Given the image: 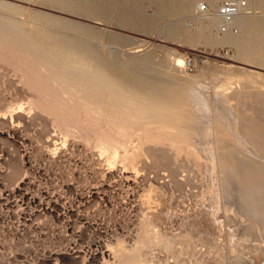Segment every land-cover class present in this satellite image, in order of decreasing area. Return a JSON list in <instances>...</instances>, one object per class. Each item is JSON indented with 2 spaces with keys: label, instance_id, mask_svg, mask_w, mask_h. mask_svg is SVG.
Listing matches in <instances>:
<instances>
[{
  "label": "rangeland",
  "instance_id": "obj_1",
  "mask_svg": "<svg viewBox=\"0 0 264 264\" xmlns=\"http://www.w3.org/2000/svg\"><path fill=\"white\" fill-rule=\"evenodd\" d=\"M87 1L0 0V264H106L116 241L143 264H264V191L245 195L264 178V31L235 18L223 41L206 0Z\"/></svg>",
  "mask_w": 264,
  "mask_h": 264
},
{
  "label": "bare ground",
  "instance_id": "obj_2",
  "mask_svg": "<svg viewBox=\"0 0 264 264\" xmlns=\"http://www.w3.org/2000/svg\"><path fill=\"white\" fill-rule=\"evenodd\" d=\"M28 1V0H27ZM81 1V0H80ZM111 1H113V0H108L107 2L109 3V2H111ZM160 1H165V0H160ZM167 1H170V0H167ZM173 1V0H172ZM176 2H178L179 4H177L176 5V8H180V9H186V11H188V10H192V7L194 8V4H195V2H197V0H175ZM206 1H208L209 2V5L210 6H213L215 3H213V1L212 0H206ZM246 1H248V5H247V7L249 6V8L251 7L250 5L252 4V3H259V5L260 4H264V0H246ZM77 2H78V0H77ZM83 2V1H82ZM89 1H87V3H88ZM93 1L91 0V2H89V3H92ZM99 2V1H98ZM88 3V4H89ZM1 4V3H0ZM3 4H5V3H2L1 4V6L3 5ZM95 4V3H94ZM132 4V3H131ZM68 5V4H67ZM91 5V4H90ZM89 5V6H90ZM4 6V5H3ZM9 6V5H8ZM88 6V5H87ZM92 6V5H91ZM95 6V5H94ZM94 6H92V7H94ZM172 5H168V7H171ZM5 7V6H4ZM16 7V6H15ZM110 7V4L108 5L107 4V8H109ZM173 7H175V6H173ZM6 8H7V6H6ZM8 8H10V7H8ZM17 8V7H16ZM90 9H91V7H89ZM102 8H104L103 6H102ZM110 8H112V5H111V7ZM109 8V9H110ZM93 9V8H92ZM105 9V8H104ZM103 9V10H104ZM160 10V9H159ZM167 9H166V7H165V5H163L162 6V10L161 11H166ZM128 16V15H127ZM251 16V15H250ZM249 16V14H244L243 12H238L235 16H234V18H233V20L232 21H230L229 23H230V25L234 22V20H235V18H236V21L235 22H237V25H238V27L239 28H241L242 30H243V32H244V30H247L248 28H250V26L252 25H254L255 27H252L251 26V28H252V31L255 29L256 31H260V32H263L264 31V18H263V16H262V18H261V16L259 17H250ZM204 20H206V22L208 23V24H212V26H215V25H217L218 24V21H220V18L218 17V15L216 14V12H210L209 14H207V15H205L204 16ZM2 22V21H1ZM8 22V21H7ZM73 22V21H72ZM79 23V22H78ZM77 23V24H78ZM4 24V23H3ZM178 24V23H177ZM176 24V25H177ZM6 25V24H5ZM11 25V24H10ZM74 25V24H73ZM76 25V24H75ZM3 26V25H2ZM6 26H9L8 25V23H7V25ZM13 25H11V27H12ZM15 26H16V24H15ZM86 26H88L87 24H86ZM178 26V25H177ZM176 26V27H177ZM180 26V25H179ZM207 26V25H206ZM206 26L205 27H202L203 29H201V31H203L204 32V30L206 29ZM83 27V29L81 30H78L80 33L81 32H87L88 31V29H90V27L87 29V27H85V26H82ZM14 28V27H13ZM16 28V27H15ZM75 28V27H74ZM167 28H169V27H167ZM177 28H179V27H177ZM250 28V29H251ZM8 29H10V28H8ZM77 29V28H76ZM95 29V28H94ZM181 29V28H180ZM180 29L178 30V29H176V28H174L173 30H171L173 33H174V35H175V33L177 32L178 33V31L180 32ZM240 29V30H241ZM250 29H248V30H250ZM18 30V29H17ZM200 29H198V31H199ZM241 30V31H242ZM7 31V30H6ZM91 31H92V29H91ZM90 31V32H91ZM201 31H199L198 32V34L196 33V35H191L190 34V37H189V40H190V42L192 41L191 39H193V38H197V37H199V38H201V36H202V32ZM5 32V31H4ZM89 32V31H88ZM94 32H96V31H94ZM93 32V33H94ZM226 32V34L224 35V38H223V41H227V42H233L232 40H231V37H229L230 35H228L227 33H231L230 32V30H228V31H225ZM76 33V32H75ZM176 33V34H177ZM12 34V33H11ZM10 34V35H11ZM18 34V33H17ZM21 34V33H20ZM51 34V33H50ZM92 34V33H91ZM256 34V33H255ZM0 35H1V32H0ZM5 35H7L6 33H5ZM10 35H8V36H10ZM80 35V34H79ZM185 35V34H184ZM187 35V34H186ZM74 36V35H73ZM72 36V37H73ZM86 36V35H85ZM189 36V35H188ZM16 37H17V35H16ZM18 37H21V36H18ZM18 37L17 38H15V39H18ZM70 37V36H69ZM76 37V36H75ZM78 37L79 36H77V38H72V39H70L69 38V40L67 39L66 41L64 40L63 41V45H66V48H68L69 49V51L71 52V51H75V50H81L83 53L85 52V53H87L88 54V56L90 57V58H92V59H94L95 61H97V63L98 64H101V65H106L107 66V64H108V61L106 62V60L104 61V60H102L100 57H99V53H98V51H96L95 52V48H93V45L91 44V42H90V40L89 41H84L83 40V37H80V38H82V40L81 39H78ZM203 37V36H202ZM206 37V36H205ZM7 40H8V38H7V36L5 37ZM4 38V39H5ZM25 37H23V39H24ZM222 38V37H221ZM261 38V37H260ZM21 39V38H20ZM85 39V38H84ZM88 39V38H87ZM188 39V38H187ZM198 39V38H197ZM196 39V40H197ZM264 39V38H263ZM14 40V39H13ZM12 40V41H13ZM26 40V39H25ZM189 40H187L188 42H189ZM193 40H195V39H193ZM237 40V39H236ZM254 40V39H253ZM19 41V40H18ZM23 41V40H22ZM21 40H20V42H22ZM27 41V40H26ZM25 41V42H26ZM29 41V40H28ZM31 41V40H30ZM29 41V42H30ZM204 41H206V39L204 40ZM207 41H209V43L211 42V43H214V42H216V40H214V38L212 39V38H208L207 39ZM206 41V42H207ZM218 41V40H217ZM222 41V40H221ZM238 41V40H237ZM241 41V40H240ZM16 42H17V40H16ZM52 42V41H51ZM261 42V41H260ZM23 43V42H22ZM26 43H28V42H26ZM26 43H24V44H26ZM20 44V43H19ZM30 44V43H29ZM29 44H27V45H29ZM32 44V43H31ZM26 45V46H27ZM33 45V44H32ZM175 45V44H174ZM178 45V44H177ZM22 46V45H21ZM63 47V46H62ZM65 47V46H64ZM112 47V46H111ZM35 50V49H34ZM81 52V53H82ZM98 53V54H97ZM71 54V53H70ZM70 54H69V56H70ZM76 54V53H75ZM78 54V53H77ZM49 56V55H48ZM100 56H101V54H100ZM79 57H81L82 58V56H79ZM77 58V57H76ZM72 59V58H71ZM80 59V58H79ZM105 59V58H104ZM64 61V60H63ZM67 61V60H66ZM77 61V60H76ZM71 61H69V63H70ZM171 62V61H170ZM71 64V63H70ZM94 64V63H93ZM174 64H175V67L176 66H178V65H181L182 66V64H183V58H182V55H179V57H176V59H175V61H174ZM87 65V64H86ZM66 66V65H65ZM65 66H63V67H65ZM105 66V67H106ZM111 66V65H110ZM88 67V66H87ZM108 67V66H107ZM175 67H173V68H175ZM66 68V67H65ZM68 69H69V67H67ZM86 68V67H85ZM85 68H83L84 70H85ZM100 68H101V66H100ZM60 69V68H59ZM58 69V70H59ZM62 69V68H61ZM73 69V68H72ZM75 69V68H74ZM82 69V68H81ZM81 70V71H84V70ZM98 69V68H97ZM79 70V69H78ZM77 70V71H78ZM89 70H91V69H89ZM96 70V69H95ZM100 69H98L97 71H95V73L94 74H96V73H98V71H99ZM61 71H63V70H60L59 72H61ZM70 71H72L71 70V68H70ZM86 71V70H85ZM84 71V73H86ZM88 71V70H87ZM177 71V70H176ZM56 72H57V69H56ZM91 72L92 71H90V74H91ZM70 73V72H69ZM59 74H65V71H63V72H61V73H59ZM58 74V75H59ZM93 74V75H94ZM101 74H102V72H101ZM113 74V73H112ZM54 75H57L56 73L54 74ZM73 75H74V78H76V75L73 73ZM82 75H83V73H82ZM81 75V76H82ZM87 75H89V74H87ZM97 75V74H96ZM106 75V74H105ZM150 75V74H149ZM61 76V75H60ZM63 76V75H62ZM68 76V75H67ZM80 76V75H79ZM92 76V75H91ZM98 76H100L101 77V75H98ZM103 77H104V75H102ZM152 76V75H151ZM41 77V76H40ZM84 77V76H83ZM89 77V76H88ZM100 77H99V79H100ZM102 77V78H103ZM73 78V79H74ZM80 78V77H79ZM78 78V79H79ZM93 78V77H92ZM102 78H101V80H102ZM70 81L71 80H73V79H71V76H70ZM94 79V78H93ZM98 78H97V80H99ZM145 79L147 80L148 79V77H145ZM76 80V79H75ZM82 80V77H81V79H80V81ZM87 80H91L90 78L89 79H87ZM104 80V79H103ZM103 80H102V82H103ZM149 80V79H148ZM85 81H86V79H85ZM92 81H94V80H92ZM47 82V81H46ZM75 82H77V80L75 81ZM88 82V81H87ZM87 82H85V84L87 83ZM106 82V81H105ZM108 82V81H107ZM106 82V83H107ZM100 83V82H99ZM74 84V83H73ZM90 84V83H89ZM92 84V83H91ZM96 84V83H95ZM101 84H105V83H101ZM100 84V85H101ZM109 84V83H108ZM82 85V84H81ZM99 85V84H98ZM107 85V84H106ZM157 85V84H156ZM104 86V85H103ZM86 87V86H85ZM105 87V86H104ZM108 87H110L109 85H108ZM107 87V88H108ZM161 87V86H160ZM87 88H88V86H87ZM86 89V88H85ZM110 89V88H109ZM94 90V89H93ZM112 90V89H111ZM156 91H157V89H156ZM161 91H162V89H161ZM163 93V92H162ZM115 94H116V92H115ZM155 94H157V93H154V95ZM114 95V94H113ZM146 95V94H145ZM154 97H156V95L154 96ZM153 97V98H154ZM152 98V97H151ZM157 99H158V96L156 97ZM160 98H162L161 96H160ZM167 98V97H166ZM163 99V98H162ZM71 100V99H70ZM155 100V99H154ZM168 100V99H167ZM157 103V102H156ZM161 104V103H160ZM159 103H158V105H160ZM157 105V106H158ZM264 112V111H263ZM257 119V118H256ZM261 119V118H260ZM259 119V120H260ZM264 118L262 117V120H263ZM260 122V121H259ZM261 123H263V122H261ZM257 125V124H256ZM258 125H260L261 126V124L259 123ZM258 125H257V127H258ZM259 126V127H260ZM258 127V128H259ZM264 126H262V127H260V129H262ZM263 131H264V128H263V130L262 131H260V132H262V134H263ZM148 154V153H147ZM239 158V157H238ZM178 160V159H177ZM257 160V159H256ZM242 161V160H241ZM255 163V162H254ZM251 167V166H250ZM194 168V167H193ZM241 172V171H240ZM248 173H250L249 171L247 172V175L246 176H248V178H249V175H251V174H248ZM264 174V170L262 171V175ZM252 176L254 177V175L252 174ZM257 176V175H256ZM264 176V175H263ZM253 177H251L250 176V178H251V180L253 179ZM261 177V176H260ZM257 178H258V176L257 177H255V180H257ZM262 179H264V178H259V180H261L262 181ZM250 180V179H249ZM254 180V179H253ZM249 181V184L248 185H250L251 183H253V184H251L250 186H248V185H245L244 187H245V189H244V187H242L245 191H246V193H248V194H245L246 195V197H247V195H251L250 197H248L247 199H249V198H251V199H253L252 197H254V196H258L259 194V196H261L262 195V193H263V191H264V181H260V182H258V184H257V182H255V181ZM259 180H257V181H259ZM255 182V183H254ZM248 183V182H247ZM246 183V184H247ZM255 193H259V194H256L255 195ZM254 195V196H253ZM264 195V194H263ZM22 196V195H21ZM258 196V198H260ZM25 198V197H24ZM255 199L254 200H256L257 202H261V203H263V199L262 198H260V199H258L257 197H254ZM257 198V199H256ZM262 199V200H261ZM28 201V200H27ZM247 201V200H246ZM245 201V202H246ZM252 202H253V200H252ZM248 203V202H247ZM254 203V202H253ZM17 204V203H16ZM246 203H244V205L243 206H246V205H249V204H246ZM251 206H252V204H250ZM255 205V203L253 204V206ZM263 205V204H262ZM251 206L249 207V209L252 211V213L253 214H256V213H258L257 211H258V208H260V203H258V205H257V203H256V207L255 208H253V206H252V208L254 209V210H252L251 209ZM262 207V206H261ZM20 208V207H19ZM246 208H247V206H246ZM261 209V208H260ZM259 209V210H260ZM248 210V209H247ZM249 210V211H250ZM250 211V212H251ZM261 211H262V209H261ZM260 211V213L262 214V212ZM249 212V213H250ZM263 213H264V211H263ZM257 217H259V216H257ZM260 217H262V216H260ZM264 221V220H263ZM144 229V228H143ZM134 234V233H133ZM139 234V233H138ZM138 234H136V235H138ZM139 236V235H138ZM141 236H143V235H141ZM140 237V236H139ZM131 238V237H130ZM142 238V237H141ZM119 239V238H118ZM121 239V238H120ZM119 239V240H120ZM123 239V238H122ZM140 239V238H139ZM139 239H137V241L139 240ZM118 240V241H119ZM132 240H134L135 241V239H132ZM142 240V239H141ZM152 240V239H151ZM153 240H154V238H153ZM115 241V240H114ZM143 241V240H142ZM164 241V240H163ZM120 243L122 242L121 240L119 241ZM127 243V242H126ZM138 243H139V241H138ZM142 243V242H141ZM132 244V243H131ZM136 241H135V247H136ZM146 244V243H145ZM168 244V243H167ZM121 245H122V243H121ZM119 246L118 245V242L116 241V243H107L106 244V248L105 249H102V251H101V256H102V258H103V263H106V264H124L125 262H127L128 264H133V262H136V264L138 263V264H143V262H144V260L143 261H141L140 262V258H139V256H138V254H136V252H126L127 250L125 249H122V246ZM123 245H124V243H123ZM139 245V244H138ZM159 245V244H158ZM162 245V244H161ZM130 246V245H129ZM147 246V245H146ZM167 246V245H166ZM77 247V246H76ZM103 247V246H102ZM135 247H133V249L135 248ZM78 248V247H77ZM123 248H125V247H123ZM131 248V247H130ZM129 248V249H130ZM137 249H138V247H136ZM146 248V247H145ZM150 248V247H149ZM167 248V247H166ZM76 250H78V249H76ZM82 250V249H81ZM131 250V249H130ZM79 251V250H78ZM129 251V250H128ZM133 251V250H132ZM134 251H135V249H134ZM141 251V250H140ZM158 251H159V249H158ZM142 252V251H141ZM78 253V252H77ZM138 253H139V250H138ZM110 254H112L111 256L113 257L114 256V259H113V261L112 260H108V257L107 256H109ZM143 254V253H142ZM139 255H141V254H139ZM148 255V254H147ZM146 256V255H145ZM144 256V257H145ZM142 257H143V255H142ZM148 257V256H147ZM111 258V257H110ZM146 258V257H145ZM143 259V258H142ZM152 259V258H151ZM154 259V258H153ZM116 261V262H115ZM128 261H132V263L131 262H128ZM146 262V261H145ZM149 263H150V260L148 261ZM148 262L146 263V264H148ZM127 263H125V264H127ZM135 264V263H134ZM145 264V263H144Z\"/></svg>",
  "mask_w": 264,
  "mask_h": 264
},
{
  "label": "built area",
  "instance_id": "obj_3",
  "mask_svg": "<svg viewBox=\"0 0 264 264\" xmlns=\"http://www.w3.org/2000/svg\"><path fill=\"white\" fill-rule=\"evenodd\" d=\"M246 7V0H218L213 6L208 2H200L196 9L202 15H207L210 12H216L220 18L217 29L221 32L236 31V28L231 24L234 16ZM70 248V246H69Z\"/></svg>",
  "mask_w": 264,
  "mask_h": 264
}]
</instances>
